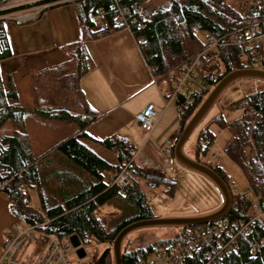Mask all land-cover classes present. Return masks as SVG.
Masks as SVG:
<instances>
[{
  "label": "trees",
  "instance_id": "trees-1",
  "mask_svg": "<svg viewBox=\"0 0 264 264\" xmlns=\"http://www.w3.org/2000/svg\"><path fill=\"white\" fill-rule=\"evenodd\" d=\"M67 1L37 0L9 7L10 0H0V62L11 57L4 28V22L9 21L2 19L4 16L28 7L73 4L80 27V40L62 49L65 60L42 67L28 76L31 108L19 105L14 74L0 75V131L4 130L0 132V192L7 198L9 215L23 224L41 223L46 219L48 223L43 230L48 234L76 236L82 247L90 242L111 244L124 227L152 217L145 193L138 184L119 190L104 182L103 174L109 173L111 177L128 158L129 146L122 142V137L111 135L94 140L85 133L97 116L87 106L78 86L79 80L93 66L84 41L123 30L114 21L116 7L140 6L150 0ZM158 1H166L169 6L145 17L134 15L143 28L133 26L130 30L151 77L156 83H165L164 97L167 98L171 89L167 79L176 77L187 61L200 54L194 83L205 87L202 92L197 89L190 93L192 105L185 109L179 120L178 137L217 82L230 71L242 68L237 60L238 49L231 40L243 33L246 24L255 27L257 32L264 30V0H251L250 5L239 7L243 17L225 0ZM96 10L103 13L107 25L105 31L95 30L88 21V16ZM196 32L205 35V43L199 40ZM209 47H214L216 54L205 59L203 52ZM254 57L258 69L264 70V55L256 50ZM179 102L181 99L177 98L175 104ZM228 107L241 110V115L230 122H225L220 113L211 117L196 135L193 161L211 169L226 186L230 206L223 218L232 223L252 218L255 198L264 210V90L246 94ZM27 119L70 124L74 128L46 151L33 155L25 132ZM210 125L230 134L223 153L242 173L246 182L243 192L234 194L235 188L227 184V176L219 168L205 164L204 158L214 141ZM89 144H96L102 152H94ZM103 152L114 153V162L104 158ZM169 154L172 156L173 148ZM130 170L145 187L162 185L168 196L174 193L175 182L163 170L137 164L131 165ZM24 189L35 191L38 211L31 208L28 192ZM102 205H111L118 210L107 224L92 215V211ZM202 226L177 228L169 238L120 251V264H140L148 254L162 252L180 240L186 230ZM207 247L202 245L199 251L184 260L185 264H204L203 252L208 251ZM215 264H264V221L254 220L249 233L236 237L235 247L224 251Z\"/></svg>",
  "mask_w": 264,
  "mask_h": 264
},
{
  "label": "crops",
  "instance_id": "crops-1",
  "mask_svg": "<svg viewBox=\"0 0 264 264\" xmlns=\"http://www.w3.org/2000/svg\"><path fill=\"white\" fill-rule=\"evenodd\" d=\"M57 7L59 8L54 9ZM48 9L51 10L40 16L35 23L25 26L12 22H8L6 26L4 24L11 57L0 62L1 76L10 73L17 75V70L7 67L15 59H25L32 65H55L65 60L62 49L80 40V27L73 4ZM84 47L93 66L79 80L78 86L87 106L97 116L85 129V133L94 140L111 135L127 137L131 146L139 148V156L135 162L137 165L142 159H146L140 158L141 151L147 153V148L150 147V161L154 162L155 167L158 166L160 162L154 158L157 157L155 149L164 147L166 142L172 149L178 138L179 119L174 103L167 102L164 97L166 85L153 80L135 40L125 30L87 39L84 41ZM147 104L152 105L158 117L152 131L145 136L141 129L137 128L134 115L142 111ZM173 138L175 141L172 145ZM109 154L114 157V153ZM168 164L167 160L165 166ZM157 169L162 170L160 167ZM189 179L192 186L199 191L200 201L193 203L196 213L171 216L172 218L204 216L215 212L222 204L217 189L211 190L195 176H190ZM13 219L8 212L7 198L0 192V250L1 242L5 239Z\"/></svg>",
  "mask_w": 264,
  "mask_h": 264
},
{
  "label": "built area",
  "instance_id": "built-area-1",
  "mask_svg": "<svg viewBox=\"0 0 264 264\" xmlns=\"http://www.w3.org/2000/svg\"><path fill=\"white\" fill-rule=\"evenodd\" d=\"M37 0H10L9 7L23 6L31 4ZM145 2L140 6L131 5L125 8L116 7L114 21L117 26L129 32L131 35V28L135 26L137 29H142L143 25L138 23L134 17H145L153 11L163 8L166 9L169 4L166 1H159V3ZM225 3L235 10L240 17H243V11L239 10L236 0L231 5ZM55 5V4H54ZM51 5H41L36 7H28L22 11L16 12L2 17L9 22L17 25L28 24L37 20L41 13ZM88 21L93 28L98 31H105L107 29L103 13L96 10L93 14L88 16ZM210 39L207 38V41ZM141 42V40H139ZM231 44L238 49L237 60L242 68L258 69V63L255 60L254 53L259 50L264 55V30L257 32L255 27L246 24L243 33L231 40ZM214 45V44H212ZM200 54H197L183 66L176 77L170 76L167 82L170 83L171 89L167 102L174 103L178 119L180 120L186 108L192 105L190 93L192 89L187 88L190 82L194 83L195 74L199 65ZM199 91H204L205 87H198ZM177 98L181 102L175 104ZM157 114L151 104H147L142 111L134 115V120L139 128L148 136L152 131L156 121ZM122 142L129 146L128 158L122 162L118 172L112 175L109 179V185L114 186L119 190L131 187L134 184H139L137 178L131 173L130 167L135 164L139 156V148L131 146L127 137H122ZM162 153L169 155L170 146L166 142ZM208 164V161H205ZM141 167H147L148 161L142 159L139 164ZM27 193L28 190L24 189ZM236 194V190L233 189ZM150 198L152 195L149 196ZM99 206L92 211L94 218L100 220L103 217L102 208ZM252 218L247 221L236 220L228 223L225 218H220L203 225L199 229L186 230L180 236V240L173 243L170 247L153 254L150 260H144L140 264H185L184 260L190 257L195 252L201 249L202 245H208V251H204L205 263L215 264L224 251H229L235 247V238L241 237L249 233L252 222L260 219L264 221V210L258 204L255 198L252 204ZM99 215V216H98ZM48 220L36 224H21L19 220L13 219L7 229V235L1 242L0 250V264H71L69 254L74 253L69 242V236L56 237L48 234L43 230ZM262 243V240H261Z\"/></svg>",
  "mask_w": 264,
  "mask_h": 264
},
{
  "label": "rangeland",
  "instance_id": "rangeland-1",
  "mask_svg": "<svg viewBox=\"0 0 264 264\" xmlns=\"http://www.w3.org/2000/svg\"><path fill=\"white\" fill-rule=\"evenodd\" d=\"M74 0H68L67 2H73ZM234 0H226L229 5L232 4ZM66 2V1H64ZM159 3L158 0H150L149 4L151 3ZM237 6L243 8L245 4L250 5L251 0H236ZM246 2V3H245ZM57 4V3H56ZM53 5V4H51ZM72 6V5H71ZM54 8V9H58ZM53 9V10H54ZM51 9L44 10L40 16L45 14L46 12L50 11ZM40 18V17H39ZM38 18V19H39ZM35 21L31 23H35ZM8 22H4L5 26ZM28 23V24H31ZM27 24V25H28ZM26 25V24H22ZM196 36L199 38V40L202 43L206 42V37L201 32H196ZM216 54V49L214 47H209L203 52V57L205 59L212 57ZM29 61H26L25 59H21V61H18V59L13 60L11 63L8 64L7 67H9L11 70H17V75L15 76V79L17 77V91L19 96V105L24 108H31L32 107V101L29 95V79L28 76L42 68V67H48V64H41V65H32ZM24 63L26 64L24 66ZM162 85L165 86V83L162 82ZM187 88H190L192 90H197L198 86L190 82ZM264 90V81H253V80H239L231 84L220 96L218 101L213 105L210 110L206 113V115L202 118V120L196 125V127L191 131L187 139L185 140L183 146H182V153L185 157L194 159V143L195 138L198 133V131L205 127L211 117L217 115L220 113L224 119L225 122H230L234 119H237L241 115V110L239 109H232L231 107H228V105L238 99H240L242 96L253 93L256 91ZM137 126V125H136ZM73 126L70 124H63L59 122L54 121H37L34 119H27L25 124V132L28 135L29 142H30V148L33 155H39L42 152L46 151L48 148H50L52 145H54L57 141L63 139L67 135H69L72 130ZM137 128L140 130L139 126ZM209 130L214 135V141L213 144L207 153V155L204 158V161H208L209 167H219L223 171V173L227 176V184L231 187L236 188V194L239 192H243L246 189V182L242 175V173L239 171V169L224 155L223 150L226 145V143L230 139V134L227 130H220L215 125H210ZM4 130H1L0 132H3ZM145 136L146 133H144L142 130H140ZM175 138L172 139V145L174 144ZM90 148L96 152L100 153L102 152L100 147H98L96 144H89ZM163 146H160L159 148L155 149L157 152V157H154L157 161L160 162L158 166L155 167L154 162L150 161V147L147 148V153L141 151L140 158L145 157L147 161L149 162L147 168H162L164 174L172 178L174 182H176V188L174 189V193L171 196H168L166 193H164V187L162 185H157L155 187H145L144 183L142 181H139L140 189L143 190L146 196V201L150 209L151 217L152 219H167L172 218L171 216H186L190 214L196 213V209L193 205V203L199 202V191L195 189V187L192 186V182L189 179L190 176H195L198 178L200 182L205 183L211 190L215 191L216 188L204 177L197 175L195 173H192L188 170L183 169L180 165L176 163V161L171 157L170 155H167L162 153ZM146 148V147H145ZM144 148V149H145ZM104 158H106L109 162H114V157L109 154L108 152H103ZM149 153V154H148ZM165 156L167 158H165ZM167 160L169 162L168 166H165L167 163ZM203 161V162H204ZM104 182L108 184L109 182V173H104ZM29 198V204L33 210L38 211L39 210V202L37 195L34 190H30L28 193ZM152 195L150 198L149 196ZM105 207L101 209L103 211V217L100 220H103L105 224L112 220L117 214L118 210L111 206V205H104ZM99 216V215H98ZM23 225L22 221H19V225ZM177 228L175 227H146L141 229H136L131 232H129L125 238L122 240L120 245V251H129L131 248L143 246L147 243H151L153 241H156L158 239H165L169 238L173 232H175ZM106 249H111V244L106 242H90L87 245L83 246V250L87 256V258L93 257V256H99L102 252H104ZM69 259L71 261V264H75V255L74 253L69 254ZM110 258L109 264L112 263V257L111 253L108 255ZM153 257V253H150L146 256V260H150ZM107 259V258H106ZM111 261V262H110Z\"/></svg>",
  "mask_w": 264,
  "mask_h": 264
},
{
  "label": "water",
  "instance_id": "water-1",
  "mask_svg": "<svg viewBox=\"0 0 264 264\" xmlns=\"http://www.w3.org/2000/svg\"><path fill=\"white\" fill-rule=\"evenodd\" d=\"M256 80L264 81V70L261 69H251V68H241L238 70H233L222 77L217 84L209 91L204 100L194 111L192 116L189 118L187 123L181 130L173 148V158L178 165L184 169L191 171L206 178L219 192L222 204L218 210L210 214L194 217V218H167V219H151L146 221H139L132 223L118 232L114 240L111 242V249H106L101 253L99 259L104 257L106 254L111 253L112 263L120 264V245L125 236L136 229L146 228V227H195L200 225H205L211 221L220 219L225 216L226 212L230 206V197L224 183L216 176V174L204 165L198 164L193 160L185 157L182 154V146L191 133V131L196 127V125L202 120L210 108L214 105L223 91L233 82L239 80ZM150 188L152 185L150 184ZM69 242L74 249V255L77 259H81L85 256L84 250L80 245L76 236H70Z\"/></svg>",
  "mask_w": 264,
  "mask_h": 264
},
{
  "label": "flooded vegetation",
  "instance_id": "flooded-vegetation-1",
  "mask_svg": "<svg viewBox=\"0 0 264 264\" xmlns=\"http://www.w3.org/2000/svg\"><path fill=\"white\" fill-rule=\"evenodd\" d=\"M100 255L99 256L96 255V256L87 258L86 254H85V256L83 258H81V259H77V257L75 256V258H76L75 264H109V262L107 263V261H109V259H110L108 257L109 254H106L104 257H102L101 259H99Z\"/></svg>",
  "mask_w": 264,
  "mask_h": 264
}]
</instances>
